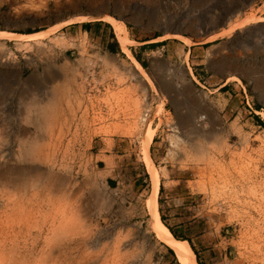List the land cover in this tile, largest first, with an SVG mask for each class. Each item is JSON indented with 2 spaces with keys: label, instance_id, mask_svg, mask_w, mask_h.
Instances as JSON below:
<instances>
[{
  "label": "rangeland",
  "instance_id": "374dc122",
  "mask_svg": "<svg viewBox=\"0 0 264 264\" xmlns=\"http://www.w3.org/2000/svg\"><path fill=\"white\" fill-rule=\"evenodd\" d=\"M5 11L22 15L18 31L33 32L0 29V264H181L148 230L144 133L152 128L148 154L159 176L162 222L179 229V239L198 236L197 246L189 243L198 264L194 247L220 240L227 262L218 264H264V27L235 43L233 36L207 39L226 22L264 17V0H0V26L6 19L15 27ZM69 14L106 22L118 55L106 57L88 37L48 31ZM105 14L125 22V47L113 25L97 18ZM178 18L205 21L180 33L190 43L159 38L167 20ZM221 21L220 29L204 30ZM43 31L27 42L5 35ZM127 51L144 63L154 90L133 74ZM225 80L235 96L218 88ZM63 81L66 91L58 88ZM52 89L56 113L42 120L25 99L46 106ZM201 115L221 138L207 143L204 161L190 146L195 135L183 134L186 119ZM172 133L183 139L179 147ZM81 238L98 240L93 246ZM51 246L59 247L46 256Z\"/></svg>",
  "mask_w": 264,
  "mask_h": 264
},
{
  "label": "bare ground",
  "instance_id": "6f19581e",
  "mask_svg": "<svg viewBox=\"0 0 264 264\" xmlns=\"http://www.w3.org/2000/svg\"><path fill=\"white\" fill-rule=\"evenodd\" d=\"M139 14L133 13L132 16L133 18H138ZM142 16V15H141ZM97 18L103 19L105 21L110 22L116 32L117 38L120 42V44L125 47L128 41V37H127V29H126V25L125 22L121 21V20H117L115 19L113 16L109 15V14H105L102 16H98ZM95 18V19H97ZM152 18V17H151ZM154 18V17H153ZM150 19V18H149ZM91 20V17L88 15H73L70 16L64 20H61L60 22H57L55 24H53L48 31L53 32L55 30H57L59 27H61L62 25L65 24H69V23H74V22H78V21H88ZM179 21L177 22L176 20H167L168 24H164V29L171 27V28H180V29H185V30H189V31H193L195 29V25L196 23L193 21ZM149 22L153 23L154 19H150ZM148 22V23H149ZM158 22V21H157ZM227 26L225 28H221L220 31L217 32H213L212 34L207 36L208 40H212L215 39L217 37H232V42L235 43L237 42L241 37H245L248 33V31H250V29L255 26L256 28H260V27H264V17H260V16H254V15H245L243 18L240 19H236L234 21H229L226 22ZM154 24V23H153ZM157 25V24H155ZM47 32V31H46ZM6 33V32H3ZM2 33V34H3ZM4 35V34H3ZM8 37H12L15 40H21V41H26L29 39H34L36 37L39 38V36H44L45 33L43 32H37L35 34H14V33H10L8 32L7 34H5ZM40 36V37H41ZM177 37L179 39L184 40V42L190 43V39L187 38L186 36L179 34V33H169L166 32L164 33L162 36H160V39H164L166 37ZM37 39V38H36ZM231 43V44H233ZM40 44V43H39ZM61 44V43H60ZM224 43L218 45V49L219 48H224ZM41 47V46H40ZM41 50V49H40ZM43 50V49H42ZM129 51V50H128ZM127 51V52H128ZM129 56L131 58L132 61V69H133V74L139 75L141 81H145V83L148 85V87H151L152 89L155 88L153 81L151 80L150 76L147 74V72L144 70V68L141 66V64L132 56V54L130 52ZM210 53V51H209ZM212 53V52H211ZM79 58L77 59V64H81L85 61H83V56L82 54H79ZM103 59V58H102ZM85 60V59H84ZM226 61V60H225ZM88 62V61H87ZM221 63V62H220ZM229 65L232 66H236L233 63L229 62ZM237 68H239L240 70H242L243 72L247 71V67H242V65L240 66H236ZM130 73V70H129ZM247 75V74H246ZM228 80L230 78H234L237 79V76L235 75H230L227 76ZM63 83V84H62ZM58 88L60 87L61 90L66 91V84L65 81H63ZM143 91L145 90V87H142ZM154 90V89H153ZM147 91V90H146ZM62 96V95H61ZM54 98H55V91L50 92L49 94V99H47V103L46 106L42 105V102L39 100H35L32 96L30 97H26L25 99V105L26 107H36L37 110L36 112L38 113V115H40L41 119L44 120L46 119L48 116H53L56 113V110L54 109ZM23 105V104H22ZM161 110L162 108L160 107L159 110H157V114L160 115L161 114ZM263 120H264V112H258ZM145 115V114H144ZM147 115V114H146ZM23 116V115H22ZM31 116V115H30ZM32 117V116H31ZM56 117V116H54ZM142 117V116H141ZM147 117V116H146ZM205 117V116H204ZM37 118V117H35ZM30 119V118H29ZM40 119V120H41ZM144 119V118H141ZM202 118V115L200 117H198V119L194 120V118L192 116H189L186 119V124H185V130L183 131V134L187 133V134H194L196 137V140H192V142L190 143V146L192 149H194V154L196 156L197 160H201L204 161L206 159H209L208 157V153H207V148L206 145L209 142H214V143H219L221 141L220 136L216 135V133L213 130H208L207 126H206V121ZM145 120V119H144ZM184 120V119H183ZM40 122V121H39ZM42 122V121H41ZM184 123V122H183ZM44 124H39L40 127H42ZM155 132V128H152V130H148L144 133V146L146 149L145 153H146V164L148 166V171L150 173V178H151V182H152V188H151V193L149 196V199L147 201V208H148V212L150 215V220H149V231L151 230V232L153 233L154 237L156 240L163 242L167 247H169L170 249H172V251L174 252L177 260L181 263V264H198L196 262L195 259V255L194 252L192 251L189 243L185 240V239H179L173 236V234L170 232V230L168 229V227L162 222L160 215H159V211H158V205H157V201H156V193L158 190V184H159V176H158V172L155 169L151 158L148 154V146L152 140L153 134ZM172 139V143L174 144V146L179 147L182 143V138L176 134V133H172V137L170 138ZM192 139V138H191ZM198 139V140H197ZM30 146V145H29ZM32 144L31 147L26 149V152L29 153L32 151ZM39 156V155H37ZM106 157V156H105ZM40 160V159H39ZM107 160V159H106ZM110 160V159H109ZM107 160L109 163L110 161ZM105 161V160H104ZM100 173V172H99ZM36 174V173H35ZM39 175V174H38ZM41 175V174H40ZM35 176V175H34ZM1 177V176H0ZM3 177V176H2ZM55 179V178H54ZM38 182V181H37ZM72 182V181H71ZM74 182V181H73ZM104 184V183H103ZM13 185V184H12ZM41 185V184H40ZM106 185V184H104ZM103 185V186H104ZM23 189V188H22ZM66 189V188H63ZM70 189V188H69ZM24 190V189H23ZM22 190V191H23ZM59 192V191H58ZM63 192V191H62ZM67 192V191H65ZM75 192V191H72ZM69 195V192H67ZM66 193V194H67ZM77 193V192H76ZM74 194V193H73ZM72 195V193H71ZM64 196V195H63ZM72 197V196H71ZM69 198V196H68ZM74 198V197H72ZM81 198V197H80ZM106 198V197H105ZM104 198V199H105ZM49 199V198H48ZM77 199V198H76ZM75 199V201H76ZM109 199V198H107ZM112 199V198H111ZM83 201V200H82ZM73 203V202H72ZM71 203V204H72ZM77 203V202H76ZM111 203V201L109 200V202L107 203V206H109ZM78 204V203H77ZM74 205V204H73ZM76 205V204H75ZM72 206V205H71ZM80 206V205H79ZM78 206V208H79ZM83 206V204H82ZM86 206V205H85ZM73 208V207H72ZM83 208V207H82ZM88 209V208H87ZM78 212V210H76ZM81 211V210H80ZM84 211V210H83ZM88 212L90 210H87ZM86 211V212H87ZM85 212V211H84ZM80 213V212H78ZM77 213V214H78ZM83 213V212H82ZM89 214V213H88ZM91 214V213H90ZM82 217V216H81ZM88 218V217H87ZM83 219V218H82ZM84 220V219H83ZM91 221V220H89ZM86 222V221H85ZM84 222V223H85ZM61 238V237H60ZM56 239V238H55ZM74 239V238H73ZM82 241L81 243L84 242L85 245H89V244H94L97 242L98 238H94V240L92 241L93 238H81ZM69 240V239H68ZM70 240H72L70 238ZM69 240V241H70ZM9 241V240H8ZM58 241V240H57ZM61 241V239H60ZM51 242V241H50ZM54 242V240H53ZM56 242V241H55ZM59 242V241H58ZM123 242V241H122ZM129 242V241H128ZM19 243V242H18ZM45 243V241H44ZM61 243V242H60ZM42 244V243H40ZM47 244V243H46ZM50 244V243H49ZM44 245V244H43ZM59 245V244H58ZM90 245V246H92ZM124 245V244H123ZM129 245V244H128ZM34 246V245H33ZM37 246V245H36ZM42 246V245H41ZM63 246V245H62ZM75 246V245H74ZM83 246V245H82ZM94 246V245H93ZM18 247V246H17ZM59 247V246H58ZM58 247L55 249L53 246L51 247H45L48 248L46 250H48L46 252V256L50 255L53 253V251L57 250ZM79 247V246H78ZM123 248H125V245L122 246ZM64 248V247H62ZM89 248V247H87ZM40 249V248H39ZM70 251V250H69ZM32 252H34L32 250ZM39 252V251H38ZM44 252V251H43ZM63 252V251H61ZM31 253V251H30ZM55 254V253H54ZM45 255V254H44ZM49 256V257H50ZM48 257V258H49ZM45 258V257H44ZM88 261V260H87ZM90 262V261H89ZM81 264V263H80Z\"/></svg>",
  "mask_w": 264,
  "mask_h": 264
},
{
  "label": "crops",
  "instance_id": "0c3cea01",
  "mask_svg": "<svg viewBox=\"0 0 264 264\" xmlns=\"http://www.w3.org/2000/svg\"><path fill=\"white\" fill-rule=\"evenodd\" d=\"M4 14L6 16L14 17L17 22L15 24V27L14 26L10 27L9 25L4 24V22L7 21L5 19L2 23L3 26H0V29L10 31V32H17V33H32L33 32V31H30L29 29H28L29 31H22V32L18 31V16L22 17L21 14L20 15L18 13L12 14L10 12L8 13V11H5ZM73 15H80V14L66 15L62 18H59L57 21L53 22L52 24H50V26ZM27 26L32 28V26H30L29 24H27ZM59 32L74 40L82 38L84 36L90 39H93L96 44L95 45L96 49L102 52V54H104L106 57H110V56L112 57L114 55H118V51H119L118 47L113 43L114 39L111 36V30L109 26L107 25V23L104 21L93 20V21L69 23V24L62 25L61 27H59L57 30L54 31V33H59ZM161 49L162 51H165L167 48L165 47V45H162ZM227 84H228V81L225 80L218 86V88H223V93L228 94L227 95L228 98H230L233 94H234L233 96H235L236 94L234 93V90L230 88ZM173 232L177 234V233H180V230L176 228V229H173ZM183 239H185L188 243L191 242L193 245H195L196 242L198 243L200 242L198 239V236H196L194 233L184 236ZM220 244H221V240L208 248H205L202 244H198L200 246L199 248L194 247L195 250L197 251L196 253L198 255L199 263L200 264H218V262L220 261L222 263L227 262L226 261L227 256L221 258L222 251L218 249V248H221L219 247ZM195 246H197V244ZM216 247L218 250L217 252L215 251Z\"/></svg>",
  "mask_w": 264,
  "mask_h": 264
},
{
  "label": "water",
  "instance_id": "95a60500",
  "mask_svg": "<svg viewBox=\"0 0 264 264\" xmlns=\"http://www.w3.org/2000/svg\"><path fill=\"white\" fill-rule=\"evenodd\" d=\"M133 14V13H132ZM138 18H133V16H132V18L133 19H135V20H139L140 19V16L138 15L137 16ZM177 22H179L180 21V18H178V19H175ZM205 23V21H203V20H200V21H198V23H196V26L197 25H201V27H203L202 26V24H204ZM221 25H224V22H218V23H216V24H214V25H212V26H207V27H204V30L206 31V33H208V32H210V31H214V30H217V29H220V27H221ZM163 31H168L169 33H184V32H187L188 30H185V29H180V28H171V27H168V28H166V29H163ZM189 32H191V31H189ZM248 34L245 36V37H243V38H245V40H248L249 39V35H252V34H254L255 33V26H253L251 29H250V31H248L247 32ZM242 37L240 38V39H243Z\"/></svg>",
  "mask_w": 264,
  "mask_h": 264
},
{
  "label": "built area",
  "instance_id": "2783aa9c",
  "mask_svg": "<svg viewBox=\"0 0 264 264\" xmlns=\"http://www.w3.org/2000/svg\"><path fill=\"white\" fill-rule=\"evenodd\" d=\"M92 62H89V65H91ZM95 76V69H94V65L92 67H89L86 75H85V80H88L89 82H91L94 79ZM91 92V91H89Z\"/></svg>",
  "mask_w": 264,
  "mask_h": 264
},
{
  "label": "trees",
  "instance_id": "16d2710c",
  "mask_svg": "<svg viewBox=\"0 0 264 264\" xmlns=\"http://www.w3.org/2000/svg\"><path fill=\"white\" fill-rule=\"evenodd\" d=\"M136 59L139 61V59H138V57L136 56ZM143 66H144V63H141ZM258 122H259V124L260 125H262L263 127H264V123L260 120V119H258ZM170 231H171V229H170ZM172 232V231H171ZM173 233V232H172ZM173 235L175 236V237H177L178 238V236L177 235H175L174 233H173ZM171 252H172V250L171 249H169Z\"/></svg>",
  "mask_w": 264,
  "mask_h": 264
}]
</instances>
